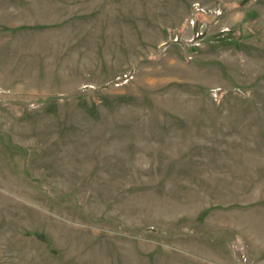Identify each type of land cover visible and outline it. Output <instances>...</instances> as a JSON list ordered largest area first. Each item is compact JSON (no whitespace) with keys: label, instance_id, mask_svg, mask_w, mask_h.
I'll return each instance as SVG.
<instances>
[{"label":"rangeland","instance_id":"1","mask_svg":"<svg viewBox=\"0 0 264 264\" xmlns=\"http://www.w3.org/2000/svg\"><path fill=\"white\" fill-rule=\"evenodd\" d=\"M0 264H264V0H0Z\"/></svg>","mask_w":264,"mask_h":264}]
</instances>
